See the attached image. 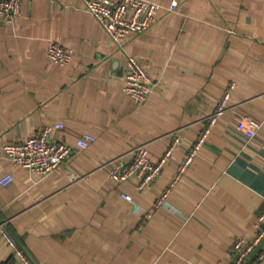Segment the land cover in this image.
Masks as SVG:
<instances>
[{
    "label": "crops",
    "instance_id": "obj_1",
    "mask_svg": "<svg viewBox=\"0 0 264 264\" xmlns=\"http://www.w3.org/2000/svg\"><path fill=\"white\" fill-rule=\"evenodd\" d=\"M150 1L157 8L149 28L116 42L83 0H20L0 23V139L21 141L54 122L63 128L52 138L96 137L46 175L0 156V177L13 175L0 186V264H20L3 230L42 264H226L233 239L256 234L264 211V0H176L174 8ZM51 41L71 49L69 62L47 58ZM131 55L150 77L141 105L122 90ZM230 84L225 113L170 186ZM243 116L261 122L252 136L236 127ZM137 144L153 161L171 148L143 191L133 177L108 175L113 159L130 162Z\"/></svg>",
    "mask_w": 264,
    "mask_h": 264
},
{
    "label": "built area",
    "instance_id": "obj_2",
    "mask_svg": "<svg viewBox=\"0 0 264 264\" xmlns=\"http://www.w3.org/2000/svg\"><path fill=\"white\" fill-rule=\"evenodd\" d=\"M83 1L85 10L98 21L109 38L115 42L129 32L140 33L146 31L154 19V11L157 8V5L150 0ZM176 3V0H172L171 7L174 8ZM19 7L20 0H0V23L10 22L18 13ZM46 54L47 58L55 64H65L72 57L71 49L56 41L48 43ZM122 90L137 105L145 103L151 91L149 74L136 56H128L126 60ZM232 90L233 85L230 84L217 102L214 111L206 117L203 130L198 134L189 153L178 167V172L172 179L170 186L174 184L181 171L190 164L193 155L215 125L217 118L225 113ZM260 125L261 122L258 119L243 116L237 122L236 127L252 136L260 128ZM60 128H63V124L54 122L51 125L40 126L35 133L21 141H4L0 139V156L30 172L46 175L70 157L75 148L87 149L96 140L95 135L90 132L81 133L74 142L52 138V132ZM170 151L171 148L166 149L157 161H153L149 157L146 146L137 144L131 150L132 159L130 162L124 163L118 158L113 159L108 175L116 182H121L129 176L133 177L136 179V189L143 191L168 161ZM12 181V173H6L0 177V186H6ZM167 193L168 189L161 193L157 204H163ZM122 197L127 201H133L132 196L127 193H123ZM255 226L256 234L252 238L236 236L233 239L231 245L232 255L226 264H258L264 258V211L257 217ZM3 232L12 245L14 257L20 264H42L34 262L6 230H3Z\"/></svg>",
    "mask_w": 264,
    "mask_h": 264
},
{
    "label": "trees",
    "instance_id": "obj_3",
    "mask_svg": "<svg viewBox=\"0 0 264 264\" xmlns=\"http://www.w3.org/2000/svg\"><path fill=\"white\" fill-rule=\"evenodd\" d=\"M10 233H11V236L13 237V239L17 242V244H19L22 247V242L20 241L17 234L13 230H11Z\"/></svg>",
    "mask_w": 264,
    "mask_h": 264
}]
</instances>
